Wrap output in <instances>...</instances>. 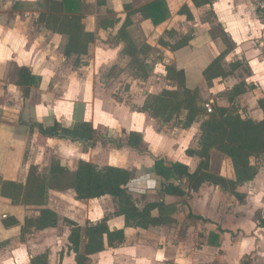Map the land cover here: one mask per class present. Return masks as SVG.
<instances>
[{
  "label": "crops",
  "instance_id": "0c3cea01",
  "mask_svg": "<svg viewBox=\"0 0 264 264\" xmlns=\"http://www.w3.org/2000/svg\"><path fill=\"white\" fill-rule=\"evenodd\" d=\"M3 1L9 3V1L12 0ZM81 1L84 5L81 10L82 24L85 31L94 34L95 42L93 46H96V48L99 49L96 53L95 51L92 52V49L89 51V57H92V63L95 67L93 76L98 75V68H103L102 70L109 69L107 74H110L116 69V67L123 66L128 58L131 60L133 59L122 53L124 48V43L122 41L115 40L107 43L108 38L112 39L113 37H116L117 31L125 19L123 6L131 4L133 9H137L154 0H105L104 4L101 6L97 5V0ZM21 2L28 5L32 1L14 0L10 3L12 10L16 3ZM246 2L247 0H215L211 8L215 15L216 22L222 26L232 39L234 43L233 50L235 48V43H239L238 40L241 36L244 38L249 35V32H247L248 26H246V17L252 16V13L256 14L255 9L257 6L264 7V0H256V6H248V14L246 13V9H244V7H246L244 4H247ZM166 4L169 11V18L156 27L152 25L150 20L143 19L140 14H135L131 17L132 25L127 31L133 44L137 48H140L143 44L148 45L151 48V51L157 49L161 57L167 55L165 58L158 60L159 64L154 71H152L153 69H151V67L146 68L147 65H145V74L138 73L134 75L135 79L132 81L128 89L129 94L133 96V99L137 90H141L143 95H148L147 88L144 87L145 83L141 82L142 80L140 81V78L145 76L146 79H151L154 77L153 74H156L159 71L161 75V64L164 63L167 65L169 61L172 62L176 70L183 71L185 87L189 90H197L201 83L205 82L202 75L204 69H206L208 65L225 49L220 39L214 40L211 38L208 33L209 26L204 25V21L198 14L200 11L207 12L209 10L208 7L197 9L191 0H166ZM183 6H186L191 12L193 16L192 21H187L185 16L178 14ZM13 11L21 13L25 10ZM112 14L115 15L114 18L116 19V25L113 28H107L106 30L99 29L97 26V19ZM259 23L260 25L258 28H262L264 25V19L262 21L259 19ZM189 27L191 33L193 32V39L189 42L187 47L176 52H170L169 50L160 47L158 44L160 38H163L170 43L173 42L172 39L163 37L166 32L173 30L178 37H180L182 34L185 35L187 33ZM39 29L42 30L44 28ZM51 34L52 33H50V36H54L55 40H62L63 38L62 36ZM6 35H10L11 42L13 37L15 38L13 30L9 31ZM256 35H258V33ZM3 37L4 36H2V38ZM174 37H176V35ZM2 38L0 36V43L2 42ZM233 39H235V41ZM242 49L244 52L243 59L248 62L249 66L251 65L252 69L254 67V73H256L259 78L258 82L259 84H262L259 87L258 85H255V83V88L253 89V91H255L254 105H256L258 111H260L257 105V100L264 98V56L256 58L257 53L255 52H258L259 49L251 50L250 42L248 40L244 41ZM253 56H255L254 59H252ZM87 57L88 56L82 57L80 62L83 63ZM72 59L73 58L67 61L71 62ZM9 61L10 57L7 61L3 58L0 59L1 80L7 75L6 68ZM144 62L145 64L148 63L147 60ZM252 64L255 65L252 66ZM85 65H87L86 62H84L82 66L85 67ZM76 66L74 70L79 69ZM21 67L28 68L33 76L40 77L39 86L35 89H38L43 85V76L42 74H37L34 67L28 65H23ZM21 67H16V70ZM85 70L87 69L85 68ZM81 72V70H77L76 74L79 75ZM130 72H132V69L128 66L125 71L121 72L120 76H123L124 74L127 75V73ZM17 73L16 71L13 73L11 82L7 88L5 85L0 87V93H5L7 91V95H9L18 92V89L20 90L16 85ZM79 77L80 76H78V78ZM138 83L140 84L138 85ZM90 84L91 82L88 86H90ZM81 85L85 87V80H82ZM32 89L34 88H30L29 94ZM100 93H102V91ZM144 100L145 98H142V100H134L130 107L127 108L122 102H118L114 99L112 101H105L100 97L97 98V96H95L88 101H79L77 97L73 102L67 103L65 101L67 105L63 108V116L61 114H55L50 123L42 122L40 121V117L34 118L32 115L28 114L22 115L23 117H15V120L1 117L0 177L5 181L19 183L25 182L28 164L23 165L22 159L29 141L41 142L45 145L61 148L63 150L62 152L57 151L58 154L60 152L59 160L62 165L66 163L67 167L71 168L76 167L80 161L94 164L91 160L94 156H97L100 160L102 159L104 161L106 158L116 159L119 157V154L126 152L127 157H124V159H126L127 162H125V164H120V166L114 165L113 167L130 171L132 178L148 175L151 180L156 179L155 186L157 184L156 182L160 183V179L151 173L154 160L164 159L169 164L180 163L186 165L189 171L193 172L199 161L196 157H189L185 151L188 148L194 149L197 146L200 137L199 125L193 124L187 129L175 126L176 128L174 127L172 130H169L168 126L163 123L160 124L161 126H157L156 122L151 119L147 112L141 113L135 111V108H139L143 105ZM207 101L213 100L210 99ZM220 105H225V103ZM258 111L255 112L258 119H253L246 114L244 117L259 121L262 119V113L261 111ZM19 119L25 121L33 120L44 124H51L53 121H56L66 127H71L76 122H88L96 132H99L98 130L101 129L112 132L113 138L108 137L109 139H114L116 136H114V132H118L119 130L120 133L119 136L117 135V139L121 138L122 131L126 129L128 130L127 132L124 130L126 133L136 132L141 136L140 147L143 146L146 148L147 152L140 154L138 151L140 148L137 150L126 146L117 148L112 144L115 147V150L113 149L114 154L112 153L110 155V153H108L107 156L102 154L95 155L96 150L98 152L101 150V142L83 145L65 140L44 138L37 131L28 134L25 126L19 125ZM128 120H130V123L127 122ZM38 148L39 147H34L33 145V154H37V157H40L43 152L41 151V153H38ZM71 152L72 154L69 155ZM214 154L216 155L214 152L210 154L209 168L212 166V159L213 156H215ZM70 156L72 157L70 158ZM87 156L89 157L88 159L86 158ZM220 158H222V156ZM226 162L228 163L227 160ZM108 165L112 166L111 164ZM227 166H229V164H227ZM237 191L246 195V203L245 205H243L244 201L242 203L238 202L239 204L237 202L228 203V215L226 217H232L230 214H233L234 221L233 224L230 225V219H226L225 217V226L223 228L219 225L220 223L217 222V219H215L214 216L209 217L200 214L196 209L195 203L196 201L208 202L210 204L215 202L214 204L217 206L219 201H214V199L215 192H220L218 189L203 184L198 192L195 194L193 193L194 196L188 200V202L191 201V206H193L192 209H194L195 212L190 211L185 217L191 219L189 214L200 216L203 219H206V221L191 220L200 222L201 227H210L207 229L206 239L205 241H202V244H198L194 241V234L192 235V233L188 231L189 229H187V231L189 232V235H192L191 241L193 237L192 242H186L185 239H176L175 231H164L162 229L163 226L149 228L147 230L125 228L123 219L112 215L116 210L113 204L109 209L106 207L108 201H77L75 200V193L72 189H57L52 184L49 186L46 208L55 212L58 216L68 219L81 227H84L87 221L96 222L101 219L104 213L109 210L107 214L112 215L107 221L109 230L124 229L125 241L123 244L114 248L105 246L102 252L89 256L90 261L88 264H228L226 257L228 255L227 252L229 251V246L227 248L222 245L221 241L224 240H226V243L229 245L239 242H245L248 244L247 250L239 256L236 264H244V257L248 256L250 258L251 254H253V256L251 257L250 262L247 260V263L249 262L248 264H258V262L264 264V227H258L257 218L259 215H256L255 220V214L253 211L261 206L263 209L260 216L264 213V168L258 170L253 180L245 182L239 186ZM164 196L166 198L174 197L169 195ZM105 197L96 200H101ZM70 198H72V201ZM53 199H57V201H52ZM230 206H234L233 209ZM40 208L41 207L38 206L12 205L10 200L0 197V241L13 239L11 245L7 244L3 246V248L1 247L0 264H29L30 259L46 250L49 252L50 264H75L74 254L68 250V230H65L62 236H56L55 231L53 230L54 228H50L34 234H28L24 236L23 240L18 238L22 222L25 218L24 216L27 213L34 212L30 210H38ZM247 212L250 213L249 220L246 219ZM214 213L215 211H213L212 214L214 215ZM6 218H12L16 221V224L7 228L4 227L2 225V220ZM170 219H173V221L179 220L178 217L173 216H171ZM175 225L176 224H173L172 226ZM196 225L199 226L198 224ZM84 242L85 240L83 239V244Z\"/></svg>",
  "mask_w": 264,
  "mask_h": 264
},
{
  "label": "trees",
  "instance_id": "16d2710c",
  "mask_svg": "<svg viewBox=\"0 0 264 264\" xmlns=\"http://www.w3.org/2000/svg\"><path fill=\"white\" fill-rule=\"evenodd\" d=\"M105 0H97L101 6ZM197 9L208 7V14L213 24L216 20L211 10L215 0H191ZM263 1V0H258ZM41 7H48L57 16L40 15L44 26L56 34L63 35L66 43L63 49L65 60L71 58L80 63L82 57L88 56L89 45L92 43L94 34L87 32L82 24L81 0H43L39 3ZM27 8L26 3H16L15 11H23ZM125 19L117 31L116 38L124 43L122 53L130 58L150 51L148 45L143 44L137 48L127 29L132 25L131 17L140 14L145 20H150L153 26H158L169 18V11L166 0H154L137 9L131 4L123 6ZM256 15L262 21L264 19V7L257 6ZM179 15L192 21L193 16L186 6H183ZM46 21V22H45ZM52 23L58 24L54 27ZM116 25L113 16H103L97 19L99 29L106 30ZM212 39H220L225 49L204 69L202 75L206 83H211L219 78H226L227 73L223 70L221 62L233 48V41L228 33L219 23L211 25L208 30ZM167 38L173 39L175 31L166 32ZM193 39L192 33H186L170 43L160 38V47L176 52L188 46ZM238 62L229 64L236 67ZM166 78L169 82H177L178 90L163 89L158 95H147L141 107L135 108L137 112H147L153 118L173 123L182 129H187L193 124L199 125L200 137L194 149L186 150L189 157H196L199 161L196 169L190 172L186 165L180 163L169 164L164 159L154 160L151 173L160 179L159 193L179 197L183 203L191 199L189 193H197L203 184L215 187L219 191L231 193L240 203L245 195L237 191L243 183L254 179L258 172L257 164L264 157V98L257 100V105L262 113V119L255 121L248 117L241 116L235 110L236 97L243 94L246 87L242 84L235 85L225 95V105H216L211 114H207L198 90H189L185 87L183 71L174 67L165 66ZM39 77L33 76L26 67L18 70L16 85L20 88L22 95L27 97L31 87L39 86ZM19 125L25 126L28 134L37 131L42 137L48 139L65 140L83 145L95 142L110 143L120 148L126 146L137 150L141 146V136L136 132L126 133L122 131V137L118 140L109 139L106 135L96 132L88 122H76L71 127H66L53 121L51 124H44L33 120L19 119ZM215 150L224 159L230 161L232 176L224 177L209 172V153ZM251 159L254 163H251ZM132 178L130 171L113 166L97 168L96 166L80 161L76 167L62 166L58 161L53 160L49 166L48 175L41 174L34 165H28L27 175L24 183L5 181L0 177V197L11 201L12 205L38 206L37 215L25 218L20 228L19 239L33 232H41L46 229L56 228L59 225L60 217L53 211L46 208L47 192L52 184L57 189L69 188L75 193V200L86 201L109 196L115 200L116 210L112 214L115 217H122L125 228L147 230L158 227L162 224L172 222L167 214L159 212L153 214V210L161 205L149 203L139 209L133 199V195L126 189L128 181ZM185 184L183 188L182 184ZM187 200V201H186ZM111 215V216H112ZM193 220L206 221L200 216L189 214ZM258 227H264V213L257 218ZM63 225L68 228L67 237L68 250L74 254L75 264H88L89 256L100 253L104 247L114 248L124 243V229L109 230L108 218L96 222H87L84 227L62 218ZM4 226H14L16 221L12 218L3 220ZM83 239L85 240L84 244ZM82 240V241H81ZM29 264H50L48 250L34 256Z\"/></svg>",
  "mask_w": 264,
  "mask_h": 264
},
{
  "label": "rangeland",
  "instance_id": "374dc122",
  "mask_svg": "<svg viewBox=\"0 0 264 264\" xmlns=\"http://www.w3.org/2000/svg\"><path fill=\"white\" fill-rule=\"evenodd\" d=\"M13 1L14 0L9 1V3H5V1L0 0V36L1 38L2 36H4L2 38V42L0 43V59L3 58L5 61H7L8 58L10 57V61L8 62L6 68L7 75L6 77L3 78V80H1L0 78V82H1L0 87L5 85L7 88V86L11 82V77L13 73L15 71L17 73L19 70V69L16 70V67H21L23 65L34 67L37 74H42L44 86L42 85L38 89H35V87H33L34 89L31 90L30 94H28L27 97L23 96L22 92L19 89L17 90L18 92H16L15 94L12 93L7 95L8 93L7 91L5 93H0V112H1L0 119L1 117H6L15 120V117H19V116L23 117L22 115L28 114V115H32L34 118L40 117V121L42 122L50 123L51 120L54 118L55 114H59V115L61 114L63 116V108L66 107L67 105L66 102L67 103L73 102L77 99V97L79 101L82 100L88 101L89 99L95 96H97V98L100 97L105 101H109V100L112 101L114 99L118 102H122L124 106L127 108L130 107L131 103H133L134 100H142V98L147 97V95L142 94L141 90H137L135 92L134 99L133 96L129 94L128 89L132 81L135 79L134 75L138 73L145 74V70H144L145 65H147L146 68L151 67V69H153L152 71H154L157 65L159 64L158 60L165 58L167 55H163V57H161L157 49L152 51L151 50L146 51L139 54L137 57H135L136 59L134 60L128 58L126 60L127 62H125V64L123 65L124 67L123 66L116 67V69H114L110 74H107L109 69L102 70L103 68H98V75L93 76V72H95V67L92 63L93 62L92 57L91 56L89 57V51L90 49H92V52L95 51L96 53L98 52L97 50H99L98 48H96V46H93L95 42L94 41L95 37L93 38L92 43L89 45L88 57L83 61V63L84 62L87 63L85 67L82 66L83 63L75 62L74 58L71 60V62H68L63 58V49L66 43V38L63 35L56 34L53 31L47 29L44 26L43 22H41L40 20V15L57 16V14L52 12L48 7L43 8L39 6V3H42L43 0H27L32 2L31 3L28 2L29 4L27 5L25 11L21 13H16L12 10V7L10 6V3ZM246 3L247 4H244V6L246 5L244 9H246L247 11L246 13L249 14L248 6L250 5L253 7L256 6V0H247ZM198 14L199 16H201V19L204 21L205 23V24L203 23L204 25L210 27L211 25L217 23L215 20L213 24L211 25L208 24V22L211 21L208 11L207 12L200 11ZM105 16L115 17V15L113 14L105 15ZM47 19L48 18L46 16L45 20ZM246 19H247L246 26H248L247 32H249L248 37L243 38V36H241V38L238 40L239 43L237 42H236L237 44L235 43L234 50L232 48V50L228 53V55H226V57L221 62L223 70H225V72L227 73V77L213 80L211 83L203 82L197 88V90L199 92V96L201 97L203 103H206L207 100L210 99L214 101L212 107L214 108L218 104L219 105L222 103L226 104V100L223 97H220L221 95H225V93H227L235 85L242 84L243 87H246V90L243 94L236 97V105H234L236 107L235 110L243 117L246 114L249 117H252L253 119H258L257 114H255V112L258 111V108L256 107V105H254L255 91H253V89L255 88L254 86L255 83H256L255 85H258L259 87L262 84H259L258 82L259 78L257 77V74L254 73V67L252 69L251 65L249 66L248 62L243 59L244 52L242 49V45L244 41L248 40L250 42L251 50L259 49L258 52H255L257 53L256 58L264 56V25L262 26V28H258L260 23H259V18L255 13H252V16L246 17ZM52 24L54 27H57L59 23L58 24L52 23ZM39 28H44L42 29L44 31L40 30ZM11 30H13L15 34V38L13 37L12 42L10 41V35H6ZM255 31L256 34L258 33V35L255 34ZM48 32L62 36L63 38L62 40H55L54 36H50V33ZM187 33H191L190 27L189 29H187ZM163 37L167 38V35L164 34ZM177 37L178 35L176 34V37H174L172 41L174 42L177 39ZM115 40L118 39L116 37H113L112 39L108 38L107 43H110ZM233 40L235 41V39ZM254 58L255 56L252 57V59ZM145 60L148 61L147 64H145L144 62ZM236 62H238L236 67L229 65ZM253 65L255 64H252V66ZM75 66L78 67L79 69L74 70ZM128 66H130L132 72L127 73V75L124 74L123 76H120L121 72L125 71ZM165 66L174 67L172 62L169 61L167 65H165L164 63L161 64V71H162L161 75L159 71L156 74H153L154 77L151 78L152 80L149 78L146 79L145 76L140 78V81L142 80L141 82L145 83L144 87L147 88L148 95H158L162 89L178 90V83L169 82V79L166 78ZM85 68L87 70H85ZM77 70H81L82 72L78 75L76 74ZM78 76L80 77L78 78ZM82 80H85L86 82L85 87L81 85ZM90 82L91 84L90 86H88ZM139 84L140 83H138V85ZM101 91L102 93H100ZM149 116L151 117V119H153L156 122L157 126H161L160 124L163 123L168 126L169 130H172L175 127L174 124L171 122L170 123L162 122L153 118L150 114ZM127 122L130 123V120H128ZM124 130L126 132L128 131L126 129ZM98 131H99L98 133H100L101 135H106L107 137L113 138L112 132L108 130L101 129ZM119 133L120 130L118 132H114V136L116 135L114 139L118 140L117 138L119 136ZM33 145L34 147H39L38 153H41V151L43 152L41 153L42 155L40 157H37V154H33V149H32ZM113 149L115 150V147L112 144L102 143L101 150L99 152L96 150L95 155L102 154L104 156H107L108 153H110L111 155L112 153L114 154ZM57 151L62 152L63 150L56 146L45 145L44 143L41 142L29 141L23 155L22 164L34 165L41 174L47 176L49 166L53 160H56L61 164L59 160L60 152L58 154ZM138 151L141 154L143 152H147V149L142 146ZM213 152L216 153V155L214 154L215 156H213L212 159L213 163L211 168H209V172L224 177H231L232 168L230 165V161L227 159H223V157L220 158L222 155L215 150L210 151L209 161H210V154ZM71 154L72 152L69 155ZM126 154H127L126 152H122L121 154L118 155L119 157H117L116 159L106 158L104 159V161L102 159L100 160L97 156L96 157L94 156L93 159L91 160L95 165L94 164L92 165L96 166L97 168L110 166L108 164H111L112 166L114 165L120 166V164H125V162H127V160L124 159V157L125 158L127 157ZM71 157L72 156H70V158ZM86 158L88 159L89 157L87 156ZM226 160L228 161V163L226 162ZM251 163L255 164L253 159H251ZM227 164H229V166H227ZM62 166L67 167L66 163ZM209 167H210V162H209ZM257 167L258 169L264 168V157L261 159L259 164H257ZM155 180L156 179H154V181ZM156 183H157L156 186L154 188L149 189L147 193L144 195L132 194L136 206L139 209H142L145 205L149 203L161 205L162 206L161 209H159L160 208L159 207L153 210V214L156 215L159 212H162L167 214L169 218L171 216L179 218V220L177 221H173L172 219V222L170 221V223L168 224L164 223L165 225L164 224L160 225L163 226L162 229L164 231H168V230L175 231L176 239L178 240L185 239L186 242H192L193 237L191 241V236L194 234V241L198 244H202V241H205L206 239V234L208 231L207 229H209L210 227H201L200 222L192 221L188 217H185L190 211L195 212V210L192 209L193 206H191V201L187 203H183L182 202L183 200L179 197L166 198L163 194L159 193L160 183L158 182ZM182 186L184 188L185 184L183 183ZM215 193L216 194L214 201H219L217 206H215L214 204L215 202L210 204L208 202L206 203L203 201H196L195 202L196 209L200 214L204 216H209V217L214 216L215 219H217V222L220 223L219 225L223 228L225 226L224 218L228 215L227 214L228 203L230 202L238 203L239 201L231 193H228V191L227 192L220 191ZM194 194L191 192L189 193L191 197H193ZM71 199L72 198H70V200ZM46 201H48V194ZM52 201H57V199H53ZM88 201H108L106 206L107 208L110 209L112 207V204L116 208L115 200L109 196H106L101 200L95 199ZM245 203H246V197L243 205H245ZM230 207L233 209L234 206H230ZM262 209L263 208L260 206L259 208L253 210L255 214V220H256V215L259 216L261 215ZM30 211H34V212L27 213L24 216L25 218L34 217L37 215L36 210H30ZM108 211L109 210H107V212L104 213L103 217L97 221H100L105 217L108 218L109 220L111 215L107 214ZM213 211H215L214 215L212 214ZM230 215H232V217L231 216L229 218L226 217V219H230V225H231L233 224L234 219H233V214ZM249 216L250 213L247 212L246 215L247 220H249ZM59 217H60L59 225L53 229L55 231L56 236L58 235L62 236L64 231L68 230V228L65 227L61 221L62 217L61 216ZM173 224L176 225L172 226ZM196 224H198L199 226H197ZM2 225L4 226V224ZM187 229H189L188 231H190L192 235L188 234L189 232L187 231ZM34 233L36 232H33L31 234ZM12 240L13 239L7 241H0V249L1 247L3 248V246L7 244L11 245ZM82 243L83 242H81V247H82ZM221 243L224 247L228 248L229 246V251L227 252L228 255L226 257V261L228 264H236V261L238 260L239 256H241L247 250L248 247V244L245 242H239L229 245L226 243V240H224L221 241ZM252 256L253 254L250 255V258L248 256L244 257L243 263L248 264L251 261ZM247 260H249L248 263ZM258 264H262V263L258 262Z\"/></svg>",
  "mask_w": 264,
  "mask_h": 264
},
{
  "label": "built area",
  "instance_id": "2783aa9c",
  "mask_svg": "<svg viewBox=\"0 0 264 264\" xmlns=\"http://www.w3.org/2000/svg\"><path fill=\"white\" fill-rule=\"evenodd\" d=\"M213 104H214L213 101H207L206 103L203 104V107L207 114L212 113ZM149 180L151 179L149 178L148 175L131 178L126 185V189L133 195H143L149 189H151L147 186Z\"/></svg>",
  "mask_w": 264,
  "mask_h": 264
},
{
  "label": "clouds",
  "instance_id": "9594fccd",
  "mask_svg": "<svg viewBox=\"0 0 264 264\" xmlns=\"http://www.w3.org/2000/svg\"><path fill=\"white\" fill-rule=\"evenodd\" d=\"M147 186H148L149 188H153V187H155V181H154V180H149Z\"/></svg>",
  "mask_w": 264,
  "mask_h": 264
},
{
  "label": "water",
  "instance_id": "95a60500",
  "mask_svg": "<svg viewBox=\"0 0 264 264\" xmlns=\"http://www.w3.org/2000/svg\"><path fill=\"white\" fill-rule=\"evenodd\" d=\"M165 165H166V166H168V167H170V166H171V164H166V163H165Z\"/></svg>",
  "mask_w": 264,
  "mask_h": 264
}]
</instances>
